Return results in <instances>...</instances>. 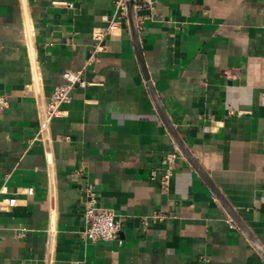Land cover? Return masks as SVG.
Instances as JSON below:
<instances>
[{
	"label": "crops",
	"instance_id": "crops-1",
	"mask_svg": "<svg viewBox=\"0 0 264 264\" xmlns=\"http://www.w3.org/2000/svg\"><path fill=\"white\" fill-rule=\"evenodd\" d=\"M115 1L0 0V199L17 200L0 211V264H264L172 138L128 17L109 30ZM137 23L166 116L264 249V0H153ZM82 68L89 85L37 139L63 73ZM88 186L118 240L84 238Z\"/></svg>",
	"mask_w": 264,
	"mask_h": 264
},
{
	"label": "built area",
	"instance_id": "built-area-1",
	"mask_svg": "<svg viewBox=\"0 0 264 264\" xmlns=\"http://www.w3.org/2000/svg\"><path fill=\"white\" fill-rule=\"evenodd\" d=\"M134 9L137 13L147 7L152 6L153 0H133ZM64 5L73 7L72 2H65ZM127 0H116L114 16L110 21L109 30L120 27L123 20L127 18ZM105 33L97 34L96 38L101 40ZM95 51L100 49V46L95 47ZM85 69L82 68L76 72L65 71L63 73L64 82L58 85L50 96L49 101L43 108L41 113L39 136L37 139H42V136L48 131L53 118L62 114V106L70 102L72 92L75 88H86L89 82L84 77ZM9 106V100L0 95V111L5 110ZM241 113L243 111H240ZM181 154L178 151L169 152L162 160L165 166L163 181L168 183L174 175L176 164L180 159ZM154 174V173H153ZM29 194H33V188L28 189ZM86 201L84 205V238L86 240L97 241H112L120 238L122 222L115 218L114 213L98 204V197L95 190L91 187H86ZM16 198L0 199V211L4 205L13 207L16 205ZM233 225L231 219L227 220Z\"/></svg>",
	"mask_w": 264,
	"mask_h": 264
},
{
	"label": "water",
	"instance_id": "water-1",
	"mask_svg": "<svg viewBox=\"0 0 264 264\" xmlns=\"http://www.w3.org/2000/svg\"><path fill=\"white\" fill-rule=\"evenodd\" d=\"M127 17L128 22L132 34V39L134 42V46L137 51L138 59L141 65V69L143 72V75L146 79L148 88L150 90V93L155 101V104L161 114V117L168 128L172 138L174 139L176 145L178 146L180 152L183 154V156L191 163V165L194 167V169L199 173V175L203 178V180L206 182V184L209 186V188L212 190V192L215 194L219 202L223 205V207L227 210L229 215L233 218V220L238 224V226L242 229V231L248 236V238L252 241L254 246L257 248V250L260 252V254L264 257V249L262 246L257 242V240L252 236V234L248 231L244 223L241 221L239 216L236 214L234 209L230 206L226 198L223 196V194L218 190V188L214 185L212 180L209 178V176L206 174V172L202 169V167L199 165L198 161L195 159L193 154L190 152V150L185 146L183 141L181 140L180 136L178 135L177 131L174 129L172 123L166 116L163 108L161 107L160 101L156 95V92L154 90V86L152 83V80L150 79V76L148 74V70L146 68L144 55L142 52V47L140 44V36L138 31V23H137V17L136 12L134 9V3L133 0H127Z\"/></svg>",
	"mask_w": 264,
	"mask_h": 264
}]
</instances>
